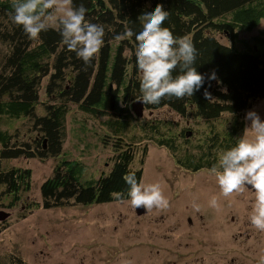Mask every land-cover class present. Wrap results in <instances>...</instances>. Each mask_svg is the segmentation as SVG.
Returning <instances> with one entry per match:
<instances>
[{
    "label": "trees",
    "instance_id": "16d2710c",
    "mask_svg": "<svg viewBox=\"0 0 264 264\" xmlns=\"http://www.w3.org/2000/svg\"><path fill=\"white\" fill-rule=\"evenodd\" d=\"M12 3L0 0V187L5 191L0 200L8 197L9 207L18 202L29 210L116 203L110 193L127 192L122 179L126 173L135 172L138 181L142 179L149 143L170 153L179 167L211 169L220 150L234 146V138L243 135L241 112L254 98L264 97V31L252 44L236 45L239 33L252 32L264 19V0H73L74 7L82 4L87 9L86 21L105 29L104 43L88 65L62 44L55 23L30 40L9 18ZM158 3L169 12L163 26L193 42L198 72L215 70L219 81L212 80L209 87L206 80L192 97H165L158 105H143V112L150 113L168 107L181 121L178 126L177 121L133 114L131 105L139 95L136 41L134 37L114 39L128 29L139 32L137 17ZM219 34L231 45H222ZM205 89L214 99L204 98ZM70 104L89 120L96 119L101 145L117 148V157L109 159L110 170L100 172L97 179H84L82 164L64 151ZM222 115L230 125L225 133L212 130V122ZM25 121L28 131H23ZM87 131L78 123L69 133L83 142ZM190 147L195 155L174 156V149ZM19 158L56 161L40 185L39 203L30 205L22 197L30 187L31 173L13 164ZM194 163L202 167L188 166Z\"/></svg>",
    "mask_w": 264,
    "mask_h": 264
},
{
    "label": "rangeland",
    "instance_id": "374dc122",
    "mask_svg": "<svg viewBox=\"0 0 264 264\" xmlns=\"http://www.w3.org/2000/svg\"><path fill=\"white\" fill-rule=\"evenodd\" d=\"M262 31L264 19L252 32L239 33V44L236 45L241 48L242 41L252 44L256 35ZM217 37L222 45H231L224 34ZM45 83L46 81L42 87ZM252 109L264 120V97L254 98L249 107L241 112L243 125L245 112ZM142 115L143 118L177 121V126L181 122L168 107L152 113L144 111ZM65 122L67 136L64 151L82 164L83 178L97 179L100 172L107 173L110 170L109 159L111 155L113 159L117 157V148L112 145L110 150L99 143L96 119L89 120L76 105L70 104ZM78 123L88 130L83 142L72 139L69 133L71 127ZM21 124L23 122L18 123V126ZM212 124V130L219 133H225L230 126L226 124V117L223 115ZM28 127V121H25L23 131H28ZM245 135L252 138L251 133ZM184 153L189 157L195 155L196 150L191 147L184 151L174 149V156L178 159ZM169 154L149 143L142 166L143 183H159L164 187V193L168 192L169 206L162 210L145 212L141 208L137 212L128 203L116 202L51 210L31 208L20 212V202L9 207L8 197L0 200V211L10 215L8 223L0 226V264H256L249 261L250 253L246 249L240 250V254H245L244 258L235 252L239 250L236 244L247 250L256 246L257 251H264V231L251 226L248 220L255 199L252 192L245 189L228 197L215 193L219 189L216 178L210 177V168L195 172L199 179H176L175 169H186L177 166L175 159ZM13 164L26 168L31 173L30 187L22 193L23 199L30 205L39 203L40 185L51 175L56 161L19 158ZM137 166L138 164L132 168ZM186 171L193 173L192 170ZM208 177L210 179H206ZM182 185L183 188H190L191 193L181 196L182 203L177 204L176 200L171 207L170 197L177 193L179 199L178 189ZM207 187L214 193H204L200 189ZM4 193V188L0 187V195L3 196ZM213 198L219 199L227 209V213L221 214V220L230 229L228 232H212L210 216L194 221L193 216L197 210L190 203L196 200L195 205L206 208L207 215H213L215 210L209 208ZM184 205L190 210L187 211ZM22 213L25 216L19 218ZM233 219L238 222L235 223ZM174 229L179 231L173 233L171 230ZM221 233L227 241L225 244L219 240H211L213 235ZM228 240H235V244Z\"/></svg>",
    "mask_w": 264,
    "mask_h": 264
},
{
    "label": "clouds",
    "instance_id": "9594fccd",
    "mask_svg": "<svg viewBox=\"0 0 264 264\" xmlns=\"http://www.w3.org/2000/svg\"><path fill=\"white\" fill-rule=\"evenodd\" d=\"M12 8L10 20L22 27L30 40L39 38L41 32L57 24L62 44L85 65L91 63L104 43V26L86 21L87 9L82 4L74 7L73 0H13ZM168 17L169 12L158 3L152 11L142 12L137 17L141 25L139 32L128 29L114 36L117 41L131 37L136 41L134 55L139 95L135 96V103L158 105L165 97H192L206 80L209 87L212 80L218 81L215 70L209 74L198 72L194 66L197 49L187 36L177 37L163 26ZM203 95L206 100L214 99L207 89ZM247 133L252 134L251 139L247 138ZM234 139V146L220 150L210 172L225 197L245 189L254 194L248 220L251 226L264 231V120L256 110L245 112L243 135ZM122 179L127 192L110 193L117 202L128 203L135 210L143 208L146 212L169 206L159 183L138 181L135 172L126 173ZM210 203L215 207L217 200L213 198ZM193 206L199 210V205Z\"/></svg>",
    "mask_w": 264,
    "mask_h": 264
},
{
    "label": "flooded vegetation",
    "instance_id": "af4514ba",
    "mask_svg": "<svg viewBox=\"0 0 264 264\" xmlns=\"http://www.w3.org/2000/svg\"><path fill=\"white\" fill-rule=\"evenodd\" d=\"M260 98V97H259ZM156 147V146H155ZM159 149H161V148H159ZM109 164V166H110V162L108 163ZM107 164V165H108ZM188 166H190V167H193V166H199V167H202V165H198V164H196V163H194V165H188ZM187 170V169H186ZM186 170H180L179 168H176L175 169V177H176V179H199V176H197L198 174H196L195 172H198V171H200V170H203L202 168H199V170H196V171H192L193 173H190V172H188V171H186ZM200 173V172H199ZM100 177V176H99ZM210 177H211V179H214L215 178V176H214V174H212L211 172H210ZM206 179H210L209 177L208 178H206ZM161 186V188H162V191H163V193L165 192V190H164V187L162 186V185H160ZM184 187V185H182L178 190H179V192H180V197H179V199H177V193L176 194H174L172 197H170V204H171V207H173V205H174V203H175V201L177 200V204H179V203H182L181 201H180V198H181V196H183V195H186V194H190L191 192H190V188H183ZM182 188H183V192H182ZM204 193H206V192H208V193H211V194H213L214 193V191H212L211 190V188L210 187H207V188H200ZM182 193V194H181ZM215 193H221L219 190H217V192L215 191ZM253 194V193H252ZM164 195H165V197L168 199V192H166V194L164 193ZM236 195V194H235ZM253 196H254V194H253ZM255 198V197H254ZM212 200V199H211ZM217 200V205L214 207V206H212L211 205V203H210V209H213V210H215V214H213V215H207V213H206V208H199V210L198 211H195V213H194V221H199V220H202L203 219V217H205V216H210L211 217V231L212 232H214V231H221V232H226V230H227V232L228 231H230V229H227L223 224H222V220H221V218H222V216H221V214L222 213H227V209L226 208H224V205L220 202V200L219 199H216ZM190 204H197V201L195 200V201H192ZM27 208V206L26 205H21V208H20V212H24L25 210H27L26 209ZM184 208L187 210V211H189L190 210V208L187 206V205H184ZM162 209H165V208H153V210H151V211H157V210H162ZM151 211H148V212H151ZM146 212V211H145ZM173 215L175 214V212H173L172 213ZM152 215H154V214H152ZM154 216H156V215H154ZM9 217H10V215H9ZM8 217V218H9ZM8 218L6 219V221H4V222H0V226L1 227H3V226H5L8 222H7V220H8ZM233 221L236 223V222H238V221H235L234 219H233ZM188 222H190V219L188 220ZM227 227H228V224H225ZM229 228V227H228ZM173 233H177L178 231H179V229H174V230H171ZM170 231V232H171ZM226 234V233H225ZM223 235L224 234H216V235H213L212 237H211V240H219L222 244H225L227 241L223 238ZM227 236V235H226ZM227 238L229 239V236H227ZM228 242L229 243H234L235 244V240H233V241H229L228 240ZM240 242V241H239ZM236 246H237V249H239V250H235V252H238V254H239V257H241V258H244L245 257V254H240V250H245L246 249V252H248V253H250V256H249V261L250 262H253V263H256V264H264V251H257L258 250V248L255 246V247H253V248H251V250L250 249H248L247 250V248L245 247H241L240 248V246L238 245V244H236ZM224 252H226V249H224ZM260 254V255H259ZM229 256H232V255H229ZM232 258H230V260H231Z\"/></svg>",
    "mask_w": 264,
    "mask_h": 264
},
{
    "label": "water",
    "instance_id": "95a60500",
    "mask_svg": "<svg viewBox=\"0 0 264 264\" xmlns=\"http://www.w3.org/2000/svg\"><path fill=\"white\" fill-rule=\"evenodd\" d=\"M131 110L133 112L134 115H137L138 117H142V114H143V104L142 103H133L131 105ZM143 209V208H142ZM141 211V208L140 209H137L136 211ZM9 217V214L8 213H5V212H2L0 211V222H4L6 221V219Z\"/></svg>",
    "mask_w": 264,
    "mask_h": 264
}]
</instances>
